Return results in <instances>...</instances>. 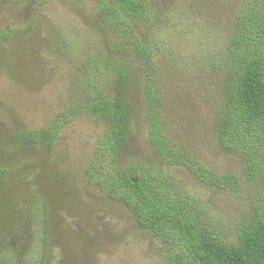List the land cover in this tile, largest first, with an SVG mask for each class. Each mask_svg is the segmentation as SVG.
Segmentation results:
<instances>
[{"label":"rangeland","instance_id":"obj_1","mask_svg":"<svg viewBox=\"0 0 264 264\" xmlns=\"http://www.w3.org/2000/svg\"><path fill=\"white\" fill-rule=\"evenodd\" d=\"M143 1L149 22L133 23L132 35L106 26L97 1L0 0V264H161L160 244L133 212L85 179L101 123L93 114L62 115L85 102L89 55H110L117 40L154 49L169 133L238 181L237 189H217L176 174L201 195L210 224L232 241V226L251 218L255 204L264 213L259 184L243 176L240 157L220 149L215 129L225 102L218 69L243 0ZM126 55L136 75L128 155L145 159L152 154L143 62ZM58 124L65 126L55 136ZM31 130L53 138L31 145L16 135ZM35 195L46 215L30 210Z\"/></svg>","mask_w":264,"mask_h":264},{"label":"trees","instance_id":"obj_2","mask_svg":"<svg viewBox=\"0 0 264 264\" xmlns=\"http://www.w3.org/2000/svg\"><path fill=\"white\" fill-rule=\"evenodd\" d=\"M92 1L99 3L110 29L133 35V23L149 22V9L143 0ZM134 45L129 50L124 41L117 40L110 55L104 51L89 55L81 75L85 102L62 114L70 119L93 114L102 125L85 166L87 183L133 212L138 224L160 244L161 264H264V213L259 205L252 207L251 218L232 226L235 237L231 241L224 235L230 233L228 230L221 232L206 218L201 195L176 175L184 170L199 183L217 189L239 187L237 180L211 170L186 142L171 136L154 49L139 39ZM126 52L143 62L147 138L152 154L145 159L128 155L130 112L135 103L128 86L135 83L136 75ZM218 75L223 78L225 93L224 107L215 123L218 145L224 153L242 159L243 176L259 184L257 194L264 200V0H243ZM64 126L58 124L52 130L55 136ZM49 134L42 136L31 130L16 135L33 145L51 142ZM0 171L1 176L6 175L5 168L0 166ZM30 210L46 215L40 196H34Z\"/></svg>","mask_w":264,"mask_h":264}]
</instances>
